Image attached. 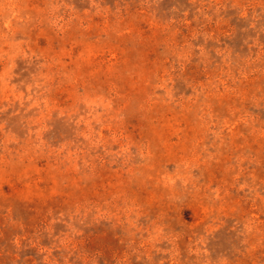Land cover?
Segmentation results:
<instances>
[{
  "label": "rangeland",
  "instance_id": "1",
  "mask_svg": "<svg viewBox=\"0 0 264 264\" xmlns=\"http://www.w3.org/2000/svg\"><path fill=\"white\" fill-rule=\"evenodd\" d=\"M0 264H264V0H0Z\"/></svg>",
  "mask_w": 264,
  "mask_h": 264
}]
</instances>
